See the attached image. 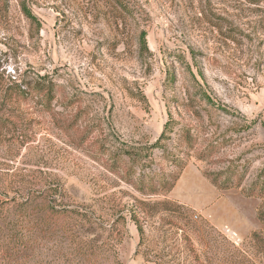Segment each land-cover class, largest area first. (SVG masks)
<instances>
[{
    "label": "rangeland",
    "instance_id": "374dc122",
    "mask_svg": "<svg viewBox=\"0 0 264 264\" xmlns=\"http://www.w3.org/2000/svg\"><path fill=\"white\" fill-rule=\"evenodd\" d=\"M0 264H264V0H0Z\"/></svg>",
    "mask_w": 264,
    "mask_h": 264
},
{
    "label": "trees",
    "instance_id": "16d2710c",
    "mask_svg": "<svg viewBox=\"0 0 264 264\" xmlns=\"http://www.w3.org/2000/svg\"><path fill=\"white\" fill-rule=\"evenodd\" d=\"M112 11H114L115 13V17L116 19L118 18L117 16V10L116 8H114V6L111 7ZM26 15L29 17V19L33 20L34 17L30 14L29 11H26ZM145 39V38H144ZM25 87V86H24ZM28 87V86H26ZM29 89V88H27ZM34 92H38V94L41 97H45L47 99L48 102H52L54 100V94H55V84H53V82L51 81H47L46 77H40L39 81L35 83V86L32 89ZM159 145L154 146V148L158 147ZM177 181V179H175V182ZM214 185L216 184L215 182H213ZM174 185L171 187L173 188ZM235 187L233 184L229 183V184H225L224 189H230ZM261 219V218H260Z\"/></svg>",
    "mask_w": 264,
    "mask_h": 264
},
{
    "label": "built area",
    "instance_id": "2783aa9c",
    "mask_svg": "<svg viewBox=\"0 0 264 264\" xmlns=\"http://www.w3.org/2000/svg\"><path fill=\"white\" fill-rule=\"evenodd\" d=\"M226 232L227 233H230V230L228 228H226ZM233 236H235V234Z\"/></svg>",
    "mask_w": 264,
    "mask_h": 264
}]
</instances>
